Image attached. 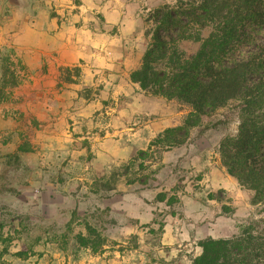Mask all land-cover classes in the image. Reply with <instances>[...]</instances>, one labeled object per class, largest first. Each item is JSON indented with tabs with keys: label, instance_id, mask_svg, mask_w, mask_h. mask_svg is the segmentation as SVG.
<instances>
[{
	"label": "rangeland",
	"instance_id": "obj_1",
	"mask_svg": "<svg viewBox=\"0 0 264 264\" xmlns=\"http://www.w3.org/2000/svg\"><path fill=\"white\" fill-rule=\"evenodd\" d=\"M175 2L0 0V75L9 66L19 80L0 86V264H192L199 240L264 220V203L221 162L237 100L184 143L150 145L191 111L130 78L148 16ZM86 225L104 241L95 250L77 242Z\"/></svg>",
	"mask_w": 264,
	"mask_h": 264
},
{
	"label": "trees",
	"instance_id": "obj_2",
	"mask_svg": "<svg viewBox=\"0 0 264 264\" xmlns=\"http://www.w3.org/2000/svg\"><path fill=\"white\" fill-rule=\"evenodd\" d=\"M147 21L149 40L130 78L147 93L191 107L180 125L165 128L150 145L184 143L203 117L237 100L238 130L221 140V162L252 191V203H264V0H176L152 10ZM184 42L197 48L187 52ZM18 83L4 66L0 86ZM146 153L140 151L139 156ZM134 160L113 170L103 186L112 188ZM86 229L87 235H76L77 242L95 250L104 241L93 227ZM199 246L192 264H264V220L242 224L229 237L203 238ZM15 254L21 257L25 251Z\"/></svg>",
	"mask_w": 264,
	"mask_h": 264
}]
</instances>
